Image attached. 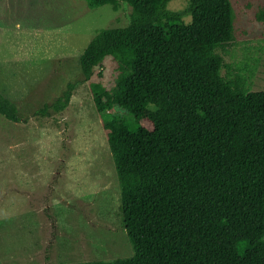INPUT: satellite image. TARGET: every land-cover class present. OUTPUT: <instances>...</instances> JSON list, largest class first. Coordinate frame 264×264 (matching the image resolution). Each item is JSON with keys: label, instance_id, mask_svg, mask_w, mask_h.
I'll return each instance as SVG.
<instances>
[{"label": "trees", "instance_id": "obj_1", "mask_svg": "<svg viewBox=\"0 0 264 264\" xmlns=\"http://www.w3.org/2000/svg\"><path fill=\"white\" fill-rule=\"evenodd\" d=\"M168 1L85 0L131 7L129 22L99 29L77 64L85 81L106 58L116 65L111 89L89 85L97 112L129 116L108 115L103 129L132 254L60 264H264V90L221 75L229 0H187L179 11ZM73 88L41 111L61 110ZM0 115L19 119L1 94Z\"/></svg>", "mask_w": 264, "mask_h": 264}, {"label": "rangeland", "instance_id": "obj_2", "mask_svg": "<svg viewBox=\"0 0 264 264\" xmlns=\"http://www.w3.org/2000/svg\"><path fill=\"white\" fill-rule=\"evenodd\" d=\"M233 38L216 49L221 75L238 73L264 90V0H229ZM187 0L166 8L184 10ZM120 2L89 8L85 0H0V94L18 121L0 115V264H60L129 257L119 190L103 122L118 108L95 110L89 83L111 89L113 60L83 80L77 58L102 28L129 22ZM190 21L189 15L182 17ZM100 75H97V73ZM73 83L68 103L47 109Z\"/></svg>", "mask_w": 264, "mask_h": 264}]
</instances>
